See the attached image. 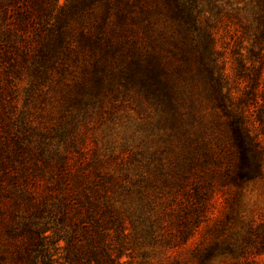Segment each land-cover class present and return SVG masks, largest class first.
Returning a JSON list of instances; mask_svg holds the SVG:
<instances>
[{
    "label": "trees",
    "instance_id": "1",
    "mask_svg": "<svg viewBox=\"0 0 264 264\" xmlns=\"http://www.w3.org/2000/svg\"><path fill=\"white\" fill-rule=\"evenodd\" d=\"M222 1L0 0V62L12 74L50 82L61 108L76 114L135 93L152 102L171 139L167 168L160 147L149 156L44 155L0 113V264H125L126 220L145 237L185 240L209 209L210 174L204 187L193 175L212 139L233 149L226 168L210 169L219 184L260 174L264 0H252L246 21ZM154 174L172 180L181 204L173 232L160 231L152 216L142 183ZM134 195L141 203L125 207Z\"/></svg>",
    "mask_w": 264,
    "mask_h": 264
},
{
    "label": "rangeland",
    "instance_id": "2",
    "mask_svg": "<svg viewBox=\"0 0 264 264\" xmlns=\"http://www.w3.org/2000/svg\"><path fill=\"white\" fill-rule=\"evenodd\" d=\"M222 4L226 9L238 10L244 21L247 15H252V0H223ZM219 36L229 45L232 42L229 32L220 30ZM9 68L8 63L0 62V113L9 131L34 146L37 153L38 149L44 155L57 149L105 158L125 149L145 150L149 156L160 147L161 162L167 168L169 130L158 128V113L151 101L130 92L113 103L104 100L106 106L102 108L95 105L71 113L61 108L56 87H50V82H32L28 73L16 76ZM227 71H231L230 62ZM1 128L5 129V125L0 126V133ZM217 142L216 139L209 142L206 150L210 156L206 162H199L193 175V182L200 187H204L209 176V181L210 178L213 181L209 209L204 217L191 226V234L183 241L145 237L126 220L129 234L122 257L125 264H264V248L257 249L259 242L264 245V163L260 174L253 178L219 184L213 170L228 166L233 149L223 141L219 145ZM157 162L156 156L150 161V174L156 172ZM171 181L154 174L142 183L148 188L152 216L159 220L157 225L163 233L174 231L175 212L181 206L177 198L172 199ZM139 203V197L134 195L125 207ZM56 264H63L62 260L58 258Z\"/></svg>",
    "mask_w": 264,
    "mask_h": 264
}]
</instances>
